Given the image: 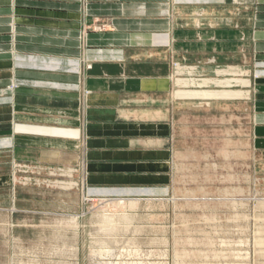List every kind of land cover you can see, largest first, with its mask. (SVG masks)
Masks as SVG:
<instances>
[{"label":"crops","instance_id":"crops-1","mask_svg":"<svg viewBox=\"0 0 264 264\" xmlns=\"http://www.w3.org/2000/svg\"><path fill=\"white\" fill-rule=\"evenodd\" d=\"M191 1L201 8L190 0H0V153L11 174L84 169L103 194L156 195L171 183L186 81L194 90L190 81L219 74L231 57L241 64L248 49L264 59V0ZM256 100L257 147L264 113ZM3 180L0 191L7 184L10 194L0 200V229L10 232L17 181Z\"/></svg>","mask_w":264,"mask_h":264},{"label":"rangeland","instance_id":"rangeland-1","mask_svg":"<svg viewBox=\"0 0 264 264\" xmlns=\"http://www.w3.org/2000/svg\"><path fill=\"white\" fill-rule=\"evenodd\" d=\"M242 55L241 64L231 57L219 74L194 78V90L186 81L175 110L177 169L156 195L103 194L84 169L58 165L11 174L0 153L2 182L17 181L19 212L16 230L0 229V264H264V125L257 147L253 140L264 59ZM9 194L6 184L0 200Z\"/></svg>","mask_w":264,"mask_h":264},{"label":"bare ground","instance_id":"bare-ground-1","mask_svg":"<svg viewBox=\"0 0 264 264\" xmlns=\"http://www.w3.org/2000/svg\"><path fill=\"white\" fill-rule=\"evenodd\" d=\"M135 247V246H134ZM142 254V253H141ZM155 257V256H154ZM142 259V258H141ZM116 264H118V263H116Z\"/></svg>","mask_w":264,"mask_h":264}]
</instances>
